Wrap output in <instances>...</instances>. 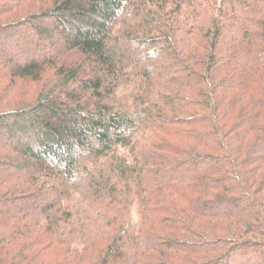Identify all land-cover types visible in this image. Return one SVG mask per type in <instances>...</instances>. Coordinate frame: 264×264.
Wrapping results in <instances>:
<instances>
[{"label": "trees", "instance_id": "16d2710c", "mask_svg": "<svg viewBox=\"0 0 264 264\" xmlns=\"http://www.w3.org/2000/svg\"><path fill=\"white\" fill-rule=\"evenodd\" d=\"M0 264H264V0H0Z\"/></svg>", "mask_w": 264, "mask_h": 264}, {"label": "rangeland", "instance_id": "374dc122", "mask_svg": "<svg viewBox=\"0 0 264 264\" xmlns=\"http://www.w3.org/2000/svg\"><path fill=\"white\" fill-rule=\"evenodd\" d=\"M140 225H139V220L135 219L133 222H132V227H131V230L132 231H137L139 229Z\"/></svg>", "mask_w": 264, "mask_h": 264}]
</instances>
